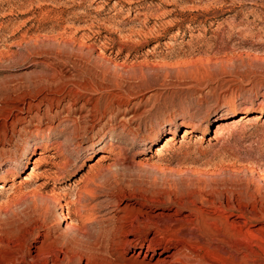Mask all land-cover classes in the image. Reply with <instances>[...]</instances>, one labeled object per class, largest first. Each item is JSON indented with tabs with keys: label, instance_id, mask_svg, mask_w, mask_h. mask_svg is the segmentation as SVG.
<instances>
[{
	"label": "rangeland",
	"instance_id": "rangeland-1",
	"mask_svg": "<svg viewBox=\"0 0 264 264\" xmlns=\"http://www.w3.org/2000/svg\"><path fill=\"white\" fill-rule=\"evenodd\" d=\"M66 64L82 75L76 85L44 80L70 73ZM67 98L100 99L102 107L129 103L140 117L107 132L105 141L93 139L92 152L85 149L91 130L66 143L69 166L45 180L50 162L63 161L54 155L56 143L64 144L72 129L62 122L42 135L46 122L33 116ZM34 146L21 166L22 152ZM89 186L94 197L83 193L77 204V191ZM52 189L61 202L52 210L54 232L71 229L69 239L79 236L73 228L99 233L100 214L92 224L73 215L108 195L122 199L126 216L162 223L168 218L153 216L191 208L213 213L210 203L234 208L251 230L243 245L249 264H264V0H0L3 264H57V253L30 259L45 242L37 235L40 221H32L41 206L37 194ZM64 201L73 203L70 212ZM179 229L188 242L218 247L198 228ZM74 259L70 264H88ZM219 262L189 245L171 264Z\"/></svg>",
	"mask_w": 264,
	"mask_h": 264
},
{
	"label": "bare ground",
	"instance_id": "bare-ground-1",
	"mask_svg": "<svg viewBox=\"0 0 264 264\" xmlns=\"http://www.w3.org/2000/svg\"><path fill=\"white\" fill-rule=\"evenodd\" d=\"M65 66L71 68L72 72H56L57 74L49 73L44 80L56 81L55 83H61V85H76L79 78L82 79V75L77 71H74L72 66L70 67L67 64ZM48 91L49 95H51L50 97H52V95L56 92L55 90L50 89ZM71 92L72 90L69 91V94ZM50 99L49 97L47 99L46 96L45 100L50 101ZM40 103L42 102L40 101ZM51 103L52 101L44 104L46 110H43L42 113H39L38 111L33 116V119H38L39 116H41L43 121L46 122L45 128L38 132L42 135H46L58 128V125L62 122H66L71 126L72 138H69L70 134L67 136L68 138L66 137V139H64V144L61 142L56 143L54 147V155L61 160L63 159V161L50 162L51 168L43 172V178L45 180L55 179V176L64 174L69 166L68 160L63 157L65 155L66 149L64 146L66 143L73 141L79 136L82 137L84 132L87 134L90 130L93 131L91 137L89 138L91 143L93 139H97V142L105 141L104 139L107 132L115 133L119 129L125 130L128 124L136 122L140 117L138 110H132V112H130L128 106L129 103L125 102L115 105H103L102 107L100 99L94 100V98H89L87 100H80L73 98V100H69L67 98L55 106ZM56 119H61V121L53 126V121ZM96 146L93 143L88 145V147L85 148L86 153L94 151ZM109 146L112 145L109 144ZM35 149L36 148L34 146L22 152V160L20 161L21 166H24L29 156L36 152ZM39 155L40 156L37 160L42 161L43 159L41 154ZM104 157L105 156H101L96 163H99V161L102 160L104 161ZM51 158H53V155H51ZM46 185L47 184L44 183L40 187L44 188ZM85 188L77 191V204L82 203L83 193L89 197H94L95 191L91 189L93 187L90 188L89 186ZM37 195L41 206L39 211L36 212L38 213V218L33 219L32 221H40L37 229V235L45 242L42 241L35 247L36 254L34 256H30L32 263H36L43 258H48L49 256H53L54 253H57L58 256L55 257L57 264H70L76 256L85 257L86 263L88 264H171L175 256L182 250V247L189 245L191 247L198 248L199 250L204 251L205 249L206 251H211L221 264L250 263L247 256L248 254H246L243 250L246 246L243 247V245L245 244V237L251 233V230L247 229L246 222H240L241 219H246L245 214L238 211V215H234V212H231L234 208L231 207L223 205L217 206L210 203L209 208L213 209V213H207L200 208L196 209L194 207L195 209H189L186 214H181L177 211L174 215L170 216L162 213L155 214V216H153L155 219H160L162 216L168 218L167 222L162 223L146 216H142V219H132L126 216L124 214L125 208L123 209V207H120L121 204L119 205V202H121L122 199L108 195L104 196L97 204H93V206L89 208L86 205H82L80 209L77 207L78 209L74 211L75 214L73 215L74 219L78 222L87 220L91 224L93 220L99 218L98 220H95V223L100 227L99 233L93 236L85 230V232H83L80 228V230L78 228H73L74 230L80 231L78 232L79 236L77 239L75 236L69 239L66 233L69 230L71 231V229L67 228V230L65 228L67 230L65 235H62L61 232V234H55L54 232V222L56 220H52V210H54L55 206L61 205L60 200L57 199V193L55 194L52 189L50 191V195ZM64 203L67 211L70 212L68 206L73 203L70 204V202L65 201ZM80 204L78 206H80ZM98 214H100L99 217L97 216ZM95 215L97 217L91 219L92 217H95ZM68 216H70V214H68ZM144 218H146V220H143ZM169 220L173 223V225H176L177 228L173 227ZM209 225L212 228H210ZM73 226H75V224ZM180 226H193L198 228L204 234L209 235L210 238L217 243L218 247L210 248L207 244L204 246L200 242H188L185 236L180 234ZM69 227L72 228L71 224ZM39 229L42 230L40 231ZM244 229L246 231H244ZM258 231H260V229H258ZM68 234L70 235L71 232H68ZM46 241H50L51 244H46ZM236 241L241 243L239 244ZM217 249H220L222 254L218 253ZM23 257L25 258V256ZM24 258L23 260L25 261ZM3 262L7 261L4 259L2 253H0V264H3Z\"/></svg>",
	"mask_w": 264,
	"mask_h": 264
}]
</instances>
